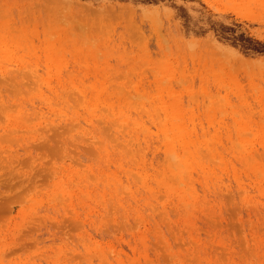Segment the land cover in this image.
I'll return each mask as SVG.
<instances>
[{
    "label": "rangeland",
    "instance_id": "374dc122",
    "mask_svg": "<svg viewBox=\"0 0 264 264\" xmlns=\"http://www.w3.org/2000/svg\"><path fill=\"white\" fill-rule=\"evenodd\" d=\"M0 264H264V0H0Z\"/></svg>",
    "mask_w": 264,
    "mask_h": 264
}]
</instances>
